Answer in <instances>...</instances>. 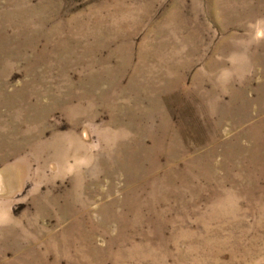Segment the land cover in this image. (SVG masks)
I'll list each match as a JSON object with an SVG mask.
<instances>
[{"label": "rangeland", "instance_id": "1", "mask_svg": "<svg viewBox=\"0 0 264 264\" xmlns=\"http://www.w3.org/2000/svg\"><path fill=\"white\" fill-rule=\"evenodd\" d=\"M0 264H264V0H0Z\"/></svg>", "mask_w": 264, "mask_h": 264}]
</instances>
